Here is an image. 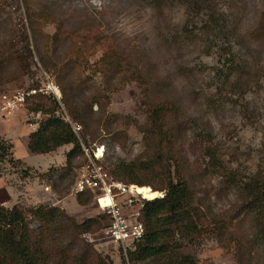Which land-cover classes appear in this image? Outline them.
Returning <instances> with one entry per match:
<instances>
[{"label": "rangeland", "instance_id": "rangeland-1", "mask_svg": "<svg viewBox=\"0 0 264 264\" xmlns=\"http://www.w3.org/2000/svg\"><path fill=\"white\" fill-rule=\"evenodd\" d=\"M28 15L42 61L33 51ZM22 30L33 52L30 70L6 84L0 96L40 87L43 74L59 86L60 73L67 74L91 104V127L73 122L62 101L55 115L80 127L77 136L89 152L104 144L103 165L116 179L122 172L118 164L153 154L142 133L150 84L152 92L155 88L177 103L193 128L181 151L201 212L194 218L199 232L192 241L177 236V254L194 256L198 264H264L255 215L245 210L237 190L208 171L217 161L239 183L253 177L264 181V0H0V43L14 39L19 45ZM110 65L116 74L106 77ZM135 69L141 81L130 79ZM37 97L49 103L47 96L36 95L22 108L0 112V140L12 144L0 162V206H17L26 214L38 206H58L77 223L97 218L103 225L93 199L81 206L73 191L84 154L66 170L70 145L44 155L28 152V134L35 131L30 124L46 118L28 109ZM10 157L20 164L11 165ZM78 239L93 250L87 264L96 258L125 264L120 246Z\"/></svg>", "mask_w": 264, "mask_h": 264}, {"label": "trees", "instance_id": "trees-1", "mask_svg": "<svg viewBox=\"0 0 264 264\" xmlns=\"http://www.w3.org/2000/svg\"><path fill=\"white\" fill-rule=\"evenodd\" d=\"M198 8L199 4L196 5V10ZM27 18L33 51L42 61L45 57L36 44L31 17L28 15ZM18 38L19 45L14 39L0 43V91L6 84L26 76L30 70L33 52L28 35L22 30ZM104 70L106 77L108 74L114 76L117 68L110 65ZM67 76L63 72L59 76L61 101L73 122L89 130L91 104L83 99L84 91L80 85L68 80ZM130 79L141 81V71H132ZM148 85L149 88L145 87L147 126L142 129V133L147 149L153 150V154L124 165L118 164L116 169L120 168L122 172L116 179L113 176L115 172H110L114 180L125 185L148 187L154 192H163L161 198L143 200L140 220L144 225L145 235L134 250L128 252V259L131 264H198L194 256L177 254L176 244L177 236L192 241L191 235L199 232L195 219L201 212L195 207L193 177L184 171L186 160L181 151L182 142L193 128L173 99L157 93L155 88L152 92L150 84ZM155 93L160 94L157 99L153 98ZM37 98L28 109L30 112L41 111L46 118L35 131L28 134L27 150L34 155H44L70 145L71 149L65 155V169L71 170L73 161L83 155L81 142L70 124L55 115L58 103L51 97L46 99L49 103H45L42 97ZM100 107L99 104L98 109ZM11 150L12 144L0 140V162L11 154ZM84 161L85 159L82 162ZM8 162L11 165L20 164L19 160L11 157ZM208 169L209 173L215 171V174L224 179L226 186L237 190L245 210L253 212L256 217L257 241L264 242V181L253 177L239 183L234 173L222 171L223 168L217 161L209 163ZM202 173H205L204 170ZM199 176L202 177L201 174ZM92 199L91 193H82L78 194L76 202L86 206ZM101 227L102 223L97 218L77 223L58 206H38L27 214L17 206L10 209L0 206V264H87L93 250L78 238L84 232H98ZM95 264L104 262L96 258Z\"/></svg>", "mask_w": 264, "mask_h": 264}, {"label": "built area", "instance_id": "built-area-1", "mask_svg": "<svg viewBox=\"0 0 264 264\" xmlns=\"http://www.w3.org/2000/svg\"><path fill=\"white\" fill-rule=\"evenodd\" d=\"M43 75V83L40 87L19 90L13 94H2L0 112L7 114L14 109L22 108L29 98L36 95L51 97L59 103L61 101L59 86L46 74ZM39 115L40 113L37 112L36 117ZM38 125L39 123L33 122L30 127L36 130ZM70 126L77 136L80 127L75 124H70ZM81 148L85 161L76 172L73 191L77 195L92 194L94 203L103 214L104 223L97 234L84 232L80 236L89 243L95 240H106L120 246L126 259L125 264H131L128 252L134 250L136 244L145 235V228L140 220L144 202L134 193L132 185H125L114 180L110 171L104 167L105 148L103 145H96L90 152L82 144ZM98 150H101L100 155ZM159 195L162 197L161 194Z\"/></svg>", "mask_w": 264, "mask_h": 264}, {"label": "bare ground", "instance_id": "bare-ground-1", "mask_svg": "<svg viewBox=\"0 0 264 264\" xmlns=\"http://www.w3.org/2000/svg\"><path fill=\"white\" fill-rule=\"evenodd\" d=\"M98 154L100 155L99 151ZM133 187H134V193L141 196V198L143 199L152 200L159 196L157 192L152 191L148 187H138V186H133Z\"/></svg>", "mask_w": 264, "mask_h": 264}]
</instances>
